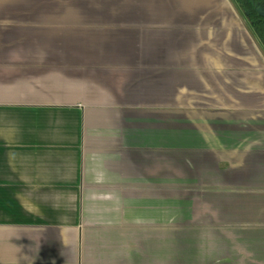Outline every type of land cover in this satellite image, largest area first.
<instances>
[{"label": "crops", "instance_id": "crops-1", "mask_svg": "<svg viewBox=\"0 0 264 264\" xmlns=\"http://www.w3.org/2000/svg\"><path fill=\"white\" fill-rule=\"evenodd\" d=\"M235 7L0 0V264H264V46Z\"/></svg>", "mask_w": 264, "mask_h": 264}, {"label": "trees", "instance_id": "trees-1", "mask_svg": "<svg viewBox=\"0 0 264 264\" xmlns=\"http://www.w3.org/2000/svg\"><path fill=\"white\" fill-rule=\"evenodd\" d=\"M264 46V0H236Z\"/></svg>", "mask_w": 264, "mask_h": 264}, {"label": "rangeland", "instance_id": "rangeland-1", "mask_svg": "<svg viewBox=\"0 0 264 264\" xmlns=\"http://www.w3.org/2000/svg\"><path fill=\"white\" fill-rule=\"evenodd\" d=\"M232 5L235 7V4L237 6V8L245 14V12L239 7L238 3L236 2V0H230ZM202 8H205V7H202ZM236 8V7H235ZM246 15V14H245ZM247 17V16H246ZM185 195V194H184ZM183 194H175V215H181L180 213V207H181V201H182V198L184 196ZM187 196V195H186ZM196 197H198V195H196ZM197 200V199H196ZM185 227L183 226H176V234H175V249L176 250H179V251H182L184 248L188 249H192V248H195L197 246V241L195 242L194 239H191L190 240H185L184 239V234L182 233L183 229ZM189 235H186L185 237H188ZM189 238V237H188Z\"/></svg>", "mask_w": 264, "mask_h": 264}]
</instances>
